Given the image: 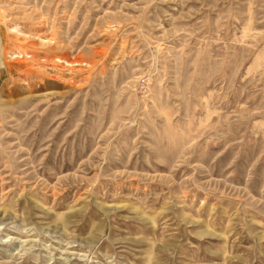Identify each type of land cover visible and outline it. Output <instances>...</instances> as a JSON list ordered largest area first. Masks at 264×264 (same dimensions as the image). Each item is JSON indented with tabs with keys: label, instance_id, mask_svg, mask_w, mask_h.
Returning a JSON list of instances; mask_svg holds the SVG:
<instances>
[{
	"label": "rangeland",
	"instance_id": "1",
	"mask_svg": "<svg viewBox=\"0 0 264 264\" xmlns=\"http://www.w3.org/2000/svg\"><path fill=\"white\" fill-rule=\"evenodd\" d=\"M0 264H264V0H0Z\"/></svg>",
	"mask_w": 264,
	"mask_h": 264
}]
</instances>
